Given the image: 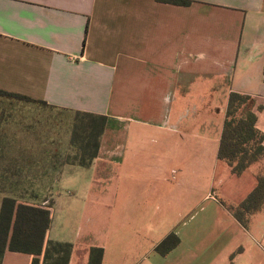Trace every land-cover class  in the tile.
Masks as SVG:
<instances>
[{
  "label": "crops",
  "instance_id": "0c3cea01",
  "mask_svg": "<svg viewBox=\"0 0 264 264\" xmlns=\"http://www.w3.org/2000/svg\"><path fill=\"white\" fill-rule=\"evenodd\" d=\"M188 1V5H181L159 0H0V89L42 101L41 105L54 111L69 112L70 123L76 111L107 117L92 164L62 168L89 180L85 192H72L73 205L79 207L77 210L83 208V214L95 177L105 180L113 171L112 165L121 163L129 130L134 128V134L149 129L176 131L186 116V107L177 102L193 88L214 84L211 90L226 88L225 98L232 91L253 96L263 105L257 126L264 132V0ZM225 112L211 152L216 160ZM48 121L51 123L45 122L43 127L44 141L33 139L29 145L32 160L23 165L56 164L58 120L48 116ZM21 132L31 131L25 132L23 126ZM70 140L71 130L65 139L67 147ZM208 144L204 141L197 146H204L208 154ZM197 161L205 164L207 160ZM177 193L184 200V194ZM35 200L28 202L44 205ZM50 209L53 216L56 200ZM260 214L264 215V209ZM259 217L254 216L252 223L257 231L264 226ZM133 219L137 223L132 225L140 230L141 220ZM146 219L142 223L146 224ZM51 225L46 242H68L57 235L51 237ZM104 225L102 231L107 232ZM176 226L168 227L162 238L177 233ZM224 230L221 226L219 234L226 233ZM191 234L177 233L179 244L164 255L163 264L214 262L219 255L211 251L220 241L215 236L204 245L197 244L198 259L191 255L190 262H182L184 246H195L198 241ZM105 235L102 264L107 252ZM133 235L142 236L139 231ZM262 238L264 241V230ZM71 243L69 264H88L93 246L85 248L80 240ZM258 247L261 252L254 260L264 264V248ZM145 254L137 257L136 250H130L129 260L136 261L131 264H137ZM32 260L31 254L6 249L1 264H31Z\"/></svg>",
  "mask_w": 264,
  "mask_h": 264
},
{
  "label": "rangeland",
  "instance_id": "374dc122",
  "mask_svg": "<svg viewBox=\"0 0 264 264\" xmlns=\"http://www.w3.org/2000/svg\"><path fill=\"white\" fill-rule=\"evenodd\" d=\"M213 86L206 84L193 88L190 94L181 95L183 98H179L177 104L186 107L182 128L171 132L149 129L136 134L131 128L121 163L112 165L113 171L105 180L95 177L84 214L83 208L77 210L79 207L73 205L72 192L77 195L85 192L89 180L84 175H70L71 172L60 170L58 166L61 165L62 156L57 155L56 168L22 163L32 160L33 151L29 145L33 139L44 141L43 127L48 122V116L58 120V153L65 155V139L70 131L72 114L54 111L38 103L0 98V136L3 134L0 144L15 150L14 156L7 154V161L17 163L14 178L8 180L6 177L4 180L0 174L1 185L5 188L0 195H13L22 200L36 199V202L44 205L56 200L57 211L52 216L51 237L57 235L68 242L80 240L88 248L101 246L106 234L103 243L107 252L103 264L135 263L129 260L130 250L132 253L136 250L137 257L147 253L137 264L165 263L164 250L169 241L157 247L166 239L167 236L162 237L167 228L175 224L177 233H192L198 240L195 246H184L181 251L183 263L190 262L191 255L198 259L200 253L197 244L204 245L206 239L215 236L220 241L211 252L219 256L211 264H232V261L234 264H257L254 257L261 252L257 250L259 244L264 248V226L257 231L252 223L257 215L264 221V215L261 216L259 212L251 216L247 225H243L231 207L247 197L257 180L253 167L238 176L231 172L226 162L216 160L211 155L228 101L223 95L226 88L218 86L217 90H211ZM23 126L25 132L27 129L31 132L22 133ZM14 132L16 138L10 137ZM204 141L210 145L208 154L204 146H197V143ZM198 159L207 161L201 164ZM7 166L12 167L0 165L3 168ZM177 192L184 194V200ZM134 217L141 220L140 230L132 225L137 223ZM145 217L147 225L142 223ZM114 222L119 225L114 226ZM103 225L108 227L107 232L102 231ZM221 226L226 233L219 234ZM135 231L142 236H134ZM78 232H81V236ZM156 242L155 248L149 251ZM167 263L177 264L173 261Z\"/></svg>",
  "mask_w": 264,
  "mask_h": 264
},
{
  "label": "trees",
  "instance_id": "16d2710c",
  "mask_svg": "<svg viewBox=\"0 0 264 264\" xmlns=\"http://www.w3.org/2000/svg\"><path fill=\"white\" fill-rule=\"evenodd\" d=\"M159 1L181 5L190 3L188 0ZM0 98L42 104V101L3 89H0ZM262 108L263 105L257 104L253 96L232 91L228 96L218 149L219 160L226 162L233 174L239 176L250 167L255 169L256 186L241 203L231 206L236 218L243 225H247L251 216L264 209V132L257 126L258 111ZM106 124V116L74 112L67 153H57L63 157L61 165L58 166L60 170L67 164L90 166L98 155ZM2 137L3 134L0 140ZM10 137L16 138V133H11ZM14 151L0 144V165L12 166L0 167L4 180L6 177L8 180L15 177L13 171L17 170V163L7 161V154L14 156ZM56 165L47 166L56 168ZM0 192H5L1 181ZM51 207L52 203L45 206L39 203L31 204L28 200L13 195H3L0 206V264L6 249L33 255L31 264H69L73 243L55 240L46 242V234L52 221ZM168 241L164 253L174 249L180 240L176 233H170L157 249ZM103 256V247H91L88 264H102Z\"/></svg>",
  "mask_w": 264,
  "mask_h": 264
}]
</instances>
